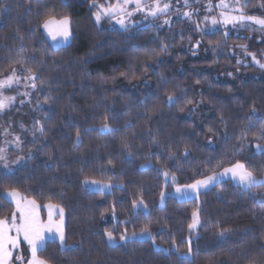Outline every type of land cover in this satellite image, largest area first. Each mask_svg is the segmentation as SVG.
<instances>
[{"label": "trees", "instance_id": "obj_1", "mask_svg": "<svg viewBox=\"0 0 264 264\" xmlns=\"http://www.w3.org/2000/svg\"><path fill=\"white\" fill-rule=\"evenodd\" d=\"M257 3L251 0L249 14H264ZM95 11L92 0H0V70L20 58L35 70L45 89L39 115L46 130L40 156L13 173L0 168V193L15 189L42 208L59 204L65 212L68 247L50 240L41 258L49 264H252L264 259V186L246 190L224 181L194 199L174 196L178 185L203 179L194 173L222 171L216 168L222 160L230 166L226 153L242 132L249 143L237 158L264 175V155L255 148L264 145L257 139L264 130V70L240 66L245 53L236 47L246 45L248 53L262 58L264 38L235 30L225 38L226 30L203 32L181 19L168 28L122 31L107 21L97 24ZM48 15L70 17L69 45L54 48L38 28ZM162 44L167 52L150 58ZM130 70L136 79L120 75ZM173 94L180 100L170 105L167 97ZM105 122L115 131L104 130ZM164 171L176 176V184ZM86 180L114 187L93 191ZM141 200L146 212L132 206ZM0 204V218L10 217L13 204L3 199ZM194 211L200 226L190 233ZM146 226L151 237L130 239ZM107 231L116 245L109 244ZM123 234L128 240L119 239ZM190 236L193 252L185 256Z\"/></svg>", "mask_w": 264, "mask_h": 264}, {"label": "snow or ice", "instance_id": "obj_2", "mask_svg": "<svg viewBox=\"0 0 264 264\" xmlns=\"http://www.w3.org/2000/svg\"><path fill=\"white\" fill-rule=\"evenodd\" d=\"M196 2H199V0H196ZM176 3H179V0H176ZM250 4L251 0H218L215 4H213L212 0H208L206 11L209 15L203 17L205 28L201 29L199 22L196 23V28L200 31H207L209 26H211L212 29H217L218 26L227 29L231 26L237 30L249 32L259 30L264 32V14H249L247 9ZM183 6L184 8H189L190 0H183ZM92 7L96 8L93 16L97 24H99L101 20L107 18L110 21H114L125 30L137 23V21L133 20V17L137 14H142L145 20L148 18L158 20L161 17H165V19H163V25H170L172 22L170 13H172L173 9H175L177 13L180 12V9L175 8L173 0H105L104 3H98V0H92ZM256 7L264 12V0H258ZM214 11L215 14H213ZM193 14L192 11H183L181 13L183 17L189 19H191ZM160 26L161 25H152V27L157 28ZM38 28H43L47 36L54 42L67 41L72 35L71 19L66 15L59 19L53 15H48L39 21ZM227 35L228 32L225 31V38H227ZM21 39L23 38L21 37ZM199 44L200 42L197 41L195 47H199ZM216 46H219V41ZM236 47L243 49L246 55H251L253 61L259 64L261 68H264V63H260L254 54L247 52L246 45H237ZM167 49L168 45L162 44L158 52L153 50L150 58L155 59V57L159 56L161 53H166ZM22 51L23 47H21V52ZM237 63H240V61L238 60ZM16 65H19V67H16ZM144 66L147 67L148 65L145 64ZM120 75L124 78H129V75L131 79L137 78L135 70H130L129 73L122 72ZM228 75H231V73H228ZM37 81L40 82L41 86L43 85V81L40 80L35 70L31 67H27L23 58L10 60L9 67L0 70V115L14 108L17 102H19L21 106L25 103L30 104L32 94L38 88ZM197 83H199V81H197ZM21 89L24 90L21 91ZM10 92L11 94H9ZM179 100L180 97L174 94L168 95L167 97V103L170 105L177 103ZM186 103L192 104L193 101L188 99ZM40 108L41 104L39 98H37L35 110H39ZM183 110V108L180 109V111ZM113 119H115V117H113ZM11 127V122H9L8 127L0 126V135L5 137L4 145L12 144L15 145L19 151H23L21 136L11 131ZM102 127L106 131H115L107 122H105ZM251 127H254V125L250 123L249 129ZM19 128L22 132L31 131L34 138L37 133L41 136L45 135L46 131L45 125L40 120H35L31 128H26L23 123H20ZM208 131L214 132L212 128H209ZM8 137L13 138L9 141L7 139ZM257 139L264 140V130L261 131ZM79 140L80 133L77 131L76 142L78 143ZM248 143L247 136L242 132L234 150L230 154L226 153L227 162L230 166L224 167L223 165L226 161L222 160L216 164V168H222V171L209 169V171H211L209 175L204 174V172L194 173L195 175H202L203 179H197L193 183L183 186L178 185L175 188V192L181 195L193 193L198 196L201 189H208L210 186L219 184L224 178L235 181L237 185L246 190H251L256 186H264V175L257 176L256 171L250 167L247 160L237 158L242 155ZM255 148L260 155H264V145L257 143ZM185 151L187 154V149ZM31 155L32 153L29 151L27 158L30 159ZM169 158L172 157L170 156ZM25 159V156L19 154H17L14 159L11 158L8 147L0 146V166L5 170L10 171L13 165L23 163ZM109 163H111V161ZM163 176L166 179L170 178L171 182L176 184L175 175L169 177V173L164 171ZM85 183H89V181L86 180ZM90 183L94 185L101 184V182L95 180L90 181ZM103 187H111V185L103 184L102 188ZM164 197L165 193L162 192V201ZM0 199L7 201L8 204H14L15 206V210L11 213L10 217L6 216L0 218V264H49L47 259L41 258L40 253L45 250L50 236L53 240L58 239L62 248L68 247L64 227L65 212L63 207L59 204L49 203L46 205L48 209V220L47 223H44L40 220L39 205L36 204V201L28 199L27 196L22 195L15 189L0 193ZM261 203H264V199L261 200ZM139 204H143V200H141ZM139 204L133 201L132 206L135 209L139 207ZM3 207L4 205L0 204V208ZM144 207L146 208L147 206L144 205ZM54 215L59 216V221L53 219ZM113 215H115L114 210ZM198 226H200L199 214L194 211L192 213V222L188 224L189 232H194ZM224 234V230L219 232L221 236ZM105 235L109 242L115 240L112 231H107ZM139 235L151 237V232L146 226L141 230ZM136 236L137 233L133 232L132 237L135 238ZM128 238L126 234L119 237L121 241L127 240ZM154 242L153 240V243ZM21 243H26L28 246L30 255L27 258L20 252ZM187 244L188 249L187 252L184 253L185 256H189L193 252L191 236L187 240ZM173 246H175V241H173ZM177 251H179V249H177ZM252 264H264V259L253 261Z\"/></svg>", "mask_w": 264, "mask_h": 264}, {"label": "rangeland", "instance_id": "obj_3", "mask_svg": "<svg viewBox=\"0 0 264 264\" xmlns=\"http://www.w3.org/2000/svg\"><path fill=\"white\" fill-rule=\"evenodd\" d=\"M212 2H213V4H215L216 2H218V0H212ZM173 3L175 5V8L180 9V12L177 13L175 11V9H173L172 13H170V18L172 21L170 25H163V19H165V17H161L158 20H152L151 18H148L147 20H145L142 14H137L136 16L133 17V20L137 21V23L130 26L127 30H130V29L136 28V27H152V25H154V24L155 25H161L160 27H158L159 29L160 28H168V27L172 26L174 20H176V19L189 21L190 23L194 24L195 27H196V23L199 22L201 29L205 28V25L203 23V17L205 15H209V13L206 11V5L208 3V0H199V2H196V0H190V7L189 8H184L183 0H179V3H176V0H173ZM183 11H192L194 14L191 17V19H189V18L183 17L181 15V13ZM213 14H215V11ZM104 21L109 22L111 24L112 28H117V29H120L122 31H126L125 29L121 28L118 24H116L114 21H110L107 18L101 20L99 25L103 24ZM155 28H157V27H155ZM71 30H72V24H71ZM215 30H226L228 32V34L232 30H235L238 32L243 31V30H237L235 28H232L231 26H229L227 29H224L222 26H218L217 29H212L211 26H209L208 30L203 31V32H212ZM243 32L248 33V34L257 33L261 36V38L262 37L264 38V32H261L259 30L251 31V32H249V31H243ZM44 34L47 37V39L50 41L51 45L56 49L69 45L71 43V40H72V35H71V37H69V39L67 41L54 42L50 37L47 36V34L45 32H44ZM256 59L259 60L260 63H264V56L262 58L256 57ZM240 66H245V67L246 66H254V67H257V68L264 70V68H261L259 66V64H257L255 61H253L251 55H246V54H245V58L240 60ZM23 90L24 89H21V91H23ZM44 91H45L44 87L38 84L37 90H35L32 94L30 104L25 103L23 106H21L19 104V102H17V104L14 108H12L11 110L7 111L6 113L0 115V126L8 127L9 122H11V125H12L11 131H13L15 134H19L21 136V139L23 141V144H22L23 151H19L15 147V145H12V144L4 145L5 137H3L2 135H0V146L8 147L9 155L13 159L15 158V156L17 154L26 157V159L23 163L18 164V165H13L10 171L5 170L2 166H0V168L4 172L13 173L17 169H19L21 167H25L26 165H28L31 162V160L33 158L40 156L43 152L45 144L43 143V141L41 139V135L39 133H37L35 138H34L31 131L22 132L21 129L19 128V124L23 123L26 128H31L35 120H40L42 122L43 118L39 115V111L41 110L42 105H41V108L39 110H35V105H36L37 98H39V101H41L40 98H41L42 94L44 93ZM9 94H11V92ZM40 104H41V102H40ZM12 138L13 137H8L7 139L10 141V140H12ZM29 151H31V153H32L30 159L27 158V154L29 153ZM224 181H232V180H230L228 178H224L221 182H224ZM232 182H234L236 184L235 181H232ZM103 184H106V183H101L99 185H94V184H91L90 182L86 183V185L91 190L98 191V192H109L114 187L113 185L110 184L111 187H103L102 188ZM213 186H215V185H213ZM213 186H210L208 189L212 188ZM101 188H102V190H101ZM208 189H201L200 193H202ZM174 196L178 200H189V199L197 198L199 195L197 196L196 194H193V193H189L188 195H181V194L176 193L174 190ZM165 198H166V194H165V197H164L162 202H164ZM135 210L136 211L143 210L146 212L147 208L144 207V204H139V207L135 208ZM47 213H48V209H47ZM59 219L57 221H59ZM64 221H65V216H64ZM198 228H199V226H198ZM147 237H148L147 235H145V236L137 235L135 238L131 237L130 239H145ZM107 240H108V238H107ZM24 244L26 245V247L23 248L22 246H20V252H22L25 255V257L27 258L30 255V253H29L27 244L26 243H24ZM109 244L116 245V240H114L113 242H109Z\"/></svg>", "mask_w": 264, "mask_h": 264}, {"label": "crops", "instance_id": "obj_4", "mask_svg": "<svg viewBox=\"0 0 264 264\" xmlns=\"http://www.w3.org/2000/svg\"><path fill=\"white\" fill-rule=\"evenodd\" d=\"M13 206H14V204H13ZM14 208H15V206H14ZM39 216H40V220L42 222H44V223L47 222V220H48V213H47V207L46 206L44 208H42L41 206H39ZM53 219L57 221L59 219V216L58 215H54L53 216ZM64 227H65V221H64ZM50 240H53L51 236L49 237V241ZM56 241H59V240L56 239Z\"/></svg>", "mask_w": 264, "mask_h": 264}]
</instances>
